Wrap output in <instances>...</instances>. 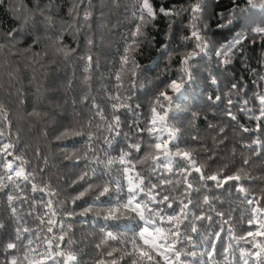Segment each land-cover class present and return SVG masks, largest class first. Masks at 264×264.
Returning <instances> with one entry per match:
<instances>
[{"label":"snow or ice","instance_id":"snow-or-ice-1","mask_svg":"<svg viewBox=\"0 0 264 264\" xmlns=\"http://www.w3.org/2000/svg\"><path fill=\"white\" fill-rule=\"evenodd\" d=\"M105 2L99 0L100 8ZM111 3L119 7V0H111ZM244 3L246 6L241 7L238 0H231V8L216 13V30L226 29L229 36L223 42H214L208 36L210 24L203 18L205 0H190L188 5L172 4L171 7L161 3L158 8L155 0H132L129 23L134 24V27L130 34H124L123 52L117 49L119 66L116 67L113 62L107 76L102 74L100 77L102 81H109L108 84H102L110 105V113L107 114L92 95L94 67L91 50L96 46V41L92 35L87 37L89 54L79 58L85 60L82 84L87 87V91L82 94L79 103L85 104L91 98L88 114L85 116L76 110L77 101L73 100L71 116L53 118V123L58 127V134L54 137L56 146L64 150L69 141L73 147L80 145L79 149L66 152L64 160L72 162V166L81 168V171L67 184V188H62L63 176H57L55 185L44 179L49 166L47 156L43 157V167L28 170L29 161L23 155L9 151L16 145H2L0 264H80L81 252L75 250L77 242L72 239L76 223L90 227L88 235L99 237L98 243L94 245L96 255L93 264H234L237 253L240 264H264V240H257V237H264L261 209H252L253 216L247 221L249 230L246 235H239L238 225L233 222L231 213L220 211L214 206L217 197L212 195V189H224L226 185L242 193L244 202L249 206L260 204L259 200L248 199V192L240 183L250 179L247 172L241 168L227 174L228 165L225 164L209 174L208 165L215 161V152L206 161H201L199 152L189 147L183 139L177 121L178 115L189 111L183 106L187 103L183 98L189 88L195 87L198 69L193 62L198 57L203 59L214 53L217 63L208 66L207 77L214 85L218 83L217 71H227L237 60H240L245 70L255 75L258 84L264 83V72L260 71L264 69V51L261 52L257 68H251L247 63L248 57L244 55L246 46L259 43L264 49V0H244ZM6 4L7 0H0V7ZM21 4L16 12L24 10L23 0ZM58 6V0H48L43 6L41 0H34V7L27 8L28 15L20 27L6 34L8 44L14 50L13 55L27 56L30 65L39 64L44 68L42 61L50 52L54 57L65 60L76 52V48L65 44V37L70 35L78 41L85 28L91 32L97 3L95 0H72L68 10L71 22L63 24L54 37L49 35L42 38L37 17L41 18L40 23L48 32L55 27L52 11ZM82 6L84 10L81 18ZM258 6L261 10L259 19L255 13ZM186 14L189 22L184 27L189 32L180 37V43L186 49L181 51L179 45L171 48L172 35L176 21ZM104 15L101 11L100 17ZM161 15L168 18L169 23L165 42L157 48V53L166 58V64L149 81L157 87V91L149 100L148 114L145 116L142 106L135 101L147 90L142 81L148 66L141 65L137 56L142 54L140 49L145 43H156L155 37L149 40L146 30L149 26L155 28V21ZM26 41L27 46L21 52L20 46ZM190 42H194V47L187 50ZM4 44L3 37H0V49ZM42 44L45 47L36 52L35 49ZM173 61L177 62L178 67H173ZM51 63H56V60L53 59ZM99 67L97 60L95 70ZM174 72L177 73L175 78ZM16 76V73H9L10 80L16 79ZM68 87H72L71 81ZM55 88V81L50 80L46 91H54ZM17 92L22 94L19 90ZM233 92L238 98L245 97L247 93L238 83H233L227 93V116L231 121H236L237 116L231 111L235 104ZM221 99L220 95L214 100L212 96L208 97L213 103ZM252 99L259 105V115L254 114L249 107L248 99L243 100L241 110L250 113V119L264 120V91L254 93ZM28 115L41 114L34 109ZM122 115L132 117L127 130ZM0 117L7 122L8 112L3 101H0ZM199 120L200 114L192 111L189 123L195 129V134L191 140L204 147L199 135ZM239 127L244 133L261 131L259 123L255 129L243 125ZM207 129L215 133L211 139L217 148L226 145V127L209 123ZM3 138L4 133L0 131V139ZM121 139L123 145L118 154L113 155ZM181 143L185 146L182 147ZM261 143L258 137L252 144H243L241 147L252 149L253 144ZM204 150L207 151V148L204 147ZM8 156L12 160H7ZM36 156L37 159L41 158L39 149ZM248 163V159L243 161L244 165ZM194 173L199 174L198 180ZM28 185H31V194L26 191ZM70 192L75 194L66 195ZM25 205L28 206L27 211L24 210ZM77 208L80 210L77 211ZM5 211L7 218L4 216ZM213 214L220 218L215 222L219 225V231L212 223ZM29 217L39 221L35 229L27 226ZM205 220L210 223L204 224ZM257 221L259 225L253 231L252 226ZM9 225L12 227L9 228ZM242 243L250 244L251 247H242Z\"/></svg>","mask_w":264,"mask_h":264},{"label":"trees","instance_id":"trees-1","mask_svg":"<svg viewBox=\"0 0 264 264\" xmlns=\"http://www.w3.org/2000/svg\"><path fill=\"white\" fill-rule=\"evenodd\" d=\"M42 6L47 4L48 0H41ZM97 9L95 16L91 21V32L85 28L80 34L78 41L74 40L72 36L65 37V44L71 48H76V52L65 60L62 57H54L50 52L49 55L42 61L45 65L41 68L39 64L30 65L29 59L24 55H13L14 51L11 49L7 40V33L15 28L20 27L24 17L28 15L27 8L34 7V0H23V9L16 12L17 8L22 6L21 0H7L4 7H0V37L4 39V47L0 49V101H3L4 106L8 112V120L5 122L0 117V131L4 133V138L0 139V148L4 143H11L16 145L13 151L15 155H23L29 164L28 170L32 168L43 167V157L47 156L49 166L44 173V179L50 181L51 184L57 183V176H63L64 182L61 183L62 188H67V184L75 179L81 168L73 167L72 162L64 160L66 152H73L80 148L79 144L75 147L72 142H68V147L61 150L54 142L55 135L58 134V127L53 123V118L60 115L71 116L73 113L72 101L76 100V110L87 116V108L91 103V98L85 104H80L79 101L87 87L82 84L85 73L83 71L85 60L79 59L81 56L89 54L86 40L89 35H92L96 41V46L92 48L91 54L93 55V79H92V95L96 97L97 102L105 108L106 114L110 113V105L106 100V94L103 91L102 84H108V79L103 81L100 79L102 74L106 77L113 62L118 67L119 52H123L124 48V34L132 31L134 24H130L129 20L132 12V0H119V7H115L111 0H106L103 8L99 6V0H95ZM206 7L204 8L203 18L206 23L210 24L208 36L214 42H223L229 36L226 29L216 30V13L226 11L232 7L231 0H205ZM241 7H245L244 0H238ZM163 3L165 7H171L172 4L188 5L190 0H155V6L158 8ZM58 7L54 8L52 15L54 16L55 27L45 32L43 24L40 23L37 17V27L39 28V35L44 38L46 36H55L61 30L63 24L70 23L71 17L68 15V10L72 6V0H58ZM83 6L80 9L81 18L83 14ZM103 11L105 15L100 17V12ZM256 17H261V10H255ZM82 22V20H81ZM189 22V16L186 14L179 18L173 28L171 48H176L179 45L181 51L186 50L185 45L180 43L181 35H188L189 30L184 27ZM168 18L158 16L155 21L156 27L149 26L147 28V36L149 40L155 37V44L145 43L140 49L141 55L137 59L141 65H147L148 68L144 71V80L142 83L146 85V91L139 95V99L135 101L142 106V112L145 116L148 114L149 100L157 91V87L150 84L149 81L153 80L161 69L165 67L166 58L161 57L157 53V48L165 42V33L168 30ZM31 32V25H29ZM213 33H215L213 35ZM36 35V33H31ZM19 39V35L17 37ZM28 41L20 46L21 52L27 46ZM47 41H45V44ZM45 44L37 47L36 52L41 51ZM218 46V43L217 45ZM194 47V42L187 45V50ZM171 50V49H170ZM264 51L257 43L255 46H246L244 55L248 57V65L251 68H257L261 52ZM30 55V54H29ZM55 59L56 63L52 64L51 61ZM98 60L99 69L95 70V62ZM157 61H159L157 63ZM196 64L197 71L196 82L194 88H189L188 94L183 98L187 103L183 106L188 108L186 114L178 115V127L182 132V137L187 141L189 147L195 148L199 152V159L206 161L208 156L215 152V161L210 162L208 165V172L211 174L217 168L223 165H228L227 174H232L241 168L247 172L250 179L242 180L248 192V199L259 200L260 204H252L249 206L243 200V194L239 193L235 187L225 186L224 189H212V195L217 197L214 206L223 212H230L232 220L238 225L239 235H246L249 230L248 219L253 216L252 209L260 208L261 215L264 216V120L257 121L250 119V113L242 111L241 105L244 99L249 100V107L253 109L254 114L259 115V105L252 99L254 93L264 91V83H257L256 77L251 71L245 70L240 60L231 64L227 71L220 73L217 71V84H212L207 78L209 75L208 66L215 65L217 60L214 53L209 57L205 56L203 59L197 58ZM173 67H178L176 61H173ZM34 68L36 71L34 72ZM264 72V69H260ZM16 73V79L10 80L9 73ZM177 73H173V78ZM35 75V79L33 76ZM50 80L55 81L56 88L54 91L47 90ZM69 81L72 82V87L69 88ZM166 82V81H165ZM114 83V81H113ZM233 83H238L240 88L246 91L247 95L238 98L237 94L233 92L232 99L235 101L231 111L237 116L236 121H231L227 116V93ZM40 90L39 92L37 90ZM17 90L20 93L18 94ZM217 95L222 96L221 101L213 103L208 100L209 96L213 100ZM24 101L21 103V101ZM40 113V116H29L33 112ZM195 111L200 114L198 121L200 128L201 144L192 142L191 136L195 134V129L190 125L191 112ZM121 119L124 121L125 130L131 121L132 117H125L122 115ZM209 123L216 124L221 127H226L227 130V143L219 148L216 147L211 137L215 135L207 129ZM260 124L261 131H253L251 133H244L239 125L255 129L257 124ZM218 131V128L217 130ZM47 133V135H45ZM145 138L147 134L145 133ZM260 138L262 143L260 145H252V149L241 147L243 144H252V141ZM19 141V143H17ZM123 145L121 139L120 145L116 146L113 155L118 154L120 146ZM184 147V143H181ZM37 149L40 150L41 158L37 159ZM234 150V151H233ZM7 160H12L11 156L6 157ZM248 159L247 165L243 161ZM82 167V166H81ZM2 174V173H0ZM197 180L199 174H193ZM211 183V182H210ZM235 184V182H230ZM26 191L31 194V185L27 186ZM75 193H66V195H74ZM40 195V194H32ZM203 193H201L202 198ZM63 199V196L61 197ZM6 204V198H5ZM83 205L81 204V207ZM27 205L24 210L27 211ZM71 207V205H69ZM80 209L77 208V211ZM7 218V211L4 212ZM241 217L243 222L241 223ZM220 218L213 214V225L219 231V225L215 222ZM210 223L205 220L204 224ZM39 221L33 218H28V225L31 228H36ZM257 221L252 230L258 227ZM12 225H9L11 228ZM91 232L90 227H83L76 223L73 226V236L77 243L74 246L75 250L81 252L80 264H93V257L96 255L94 245L98 243L99 237L88 235ZM222 235H225L222 233ZM251 240V238H248ZM257 240H264V237H257ZM242 247L250 248V244H241ZM222 251V249H221ZM238 253L234 264H240L238 260Z\"/></svg>","mask_w":264,"mask_h":264}]
</instances>
